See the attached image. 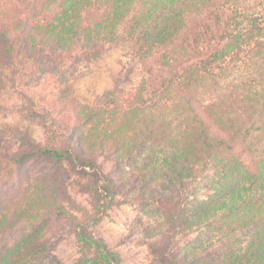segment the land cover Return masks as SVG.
I'll return each mask as SVG.
<instances>
[{
    "label": "trees",
    "instance_id": "obj_1",
    "mask_svg": "<svg viewBox=\"0 0 264 264\" xmlns=\"http://www.w3.org/2000/svg\"><path fill=\"white\" fill-rule=\"evenodd\" d=\"M249 1L15 0L0 16V93L6 68L75 51L90 63L119 41L153 68L126 92L82 102L67 85L51 111L27 100L40 140L27 125L0 131L11 161L50 166L0 197V264H62L50 234L75 239L73 264H121L94 228L122 205L138 207L161 262L264 264V14L232 12Z\"/></svg>",
    "mask_w": 264,
    "mask_h": 264
},
{
    "label": "rangeland",
    "instance_id": "obj_2",
    "mask_svg": "<svg viewBox=\"0 0 264 264\" xmlns=\"http://www.w3.org/2000/svg\"><path fill=\"white\" fill-rule=\"evenodd\" d=\"M14 4L15 0H0V16L9 18ZM246 7H248L247 11L254 16L259 17L264 14V0L239 3L232 8V12L237 13ZM108 47L107 52L101 58L90 63L81 61L79 53L75 51L71 55L72 57H67L66 60L53 56L43 62H37L35 69H24L32 68L31 61L26 62L21 69L6 68L4 75L8 79L0 93V131L27 125L34 137L40 140L42 138L41 129L34 123L25 120L21 111L22 105L27 100L51 111L56 94L67 85L72 87V92L82 102L100 96H109L118 89L126 92L138 83L147 68H153L152 58H149L142 66L137 59L133 58L130 49L123 41ZM244 74L246 73L241 69L239 72L232 73L228 80L231 82L233 76L238 79L232 82L244 80L246 78ZM228 86V83L223 84V88L227 89ZM225 92L228 93L229 90L227 89ZM210 98L213 100V97ZM7 140L9 138L0 144V197L19 191L24 175L39 174L50 170V166L39 158L30 159L23 166L11 161L7 152L14 145ZM71 180L73 181V179L64 178L68 194L78 203L87 206V196L82 194ZM137 212L138 207L135 206L113 207L107 211V217L94 228L96 236L102 238L111 250L118 253L121 264H170L161 262L151 253L148 242L142 234L143 227L136 221ZM193 235L191 234L188 239L180 240L182 249L184 242H190L195 238V234ZM239 237H242V234H239ZM47 245L50 252L62 264H73L78 257L73 237L60 238L58 235L50 234ZM179 248L176 250H180ZM220 249L223 250L219 247L207 253L216 256L218 253L220 254ZM184 251H181V258L184 257ZM192 251H194L193 245L187 248L186 252L190 254ZM207 253H203V255Z\"/></svg>",
    "mask_w": 264,
    "mask_h": 264
}]
</instances>
